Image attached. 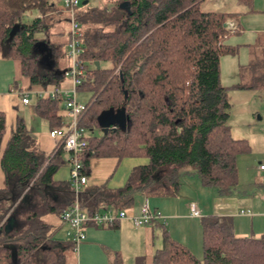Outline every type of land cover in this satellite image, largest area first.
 <instances>
[{"label": "trees", "instance_id": "16d2710c", "mask_svg": "<svg viewBox=\"0 0 264 264\" xmlns=\"http://www.w3.org/2000/svg\"><path fill=\"white\" fill-rule=\"evenodd\" d=\"M89 2L81 0L77 13L82 43L78 57L84 68L77 89L91 92L81 118L88 135L79 153L80 172L90 174L92 156L148 160L133 166L117 188L82 186L80 206L89 212L126 208L137 191L174 194L188 167L203 185L223 195L231 193L237 182L236 155L250 146L247 139L230 133L228 89L264 87V75L248 84L221 83L220 58L238 48L225 41L232 32L224 25L231 13L203 11L202 0H107L102 6ZM57 5L58 0H0V53L17 61L28 87L58 81V76L43 71L42 58L51 60L47 69L57 66V58L65 55L62 47L69 30L67 42L36 36L42 31L51 34L48 13L57 12ZM31 11L39 15L27 18ZM60 101L47 96L33 103L50 129L62 124ZM122 105L120 125L111 123L115 128L101 134L90 132L100 127L103 110ZM5 131V113L0 110V264H62L75 244L56 237L54 224L43 215L53 213L60 219L75 197L70 180L53 179L65 163L66 151L57 140L53 153L44 154L19 115L3 142ZM54 187L65 191L66 203L52 202ZM200 222L201 258L164 228L151 263L264 264V234L236 236L227 216L204 215Z\"/></svg>", "mask_w": 264, "mask_h": 264}, {"label": "crops", "instance_id": "0c3cea01", "mask_svg": "<svg viewBox=\"0 0 264 264\" xmlns=\"http://www.w3.org/2000/svg\"><path fill=\"white\" fill-rule=\"evenodd\" d=\"M107 0H101L100 6L104 5ZM205 0H202V2ZM214 2V7L210 10L215 11H223L231 13L228 17L233 20L236 25L237 29L232 31L227 37L232 34H240V37L245 34V29L240 24V14H243V10L247 7L243 6L244 3L234 2L233 7L231 9L223 10L221 8V2L218 0H211ZM201 2V3H202ZM200 3V5H201ZM57 14L63 13L65 15V20L68 21L67 12L62 7L61 0H58L57 5ZM203 10V9H202ZM209 11V10H203ZM55 13V12H54ZM39 15L36 11L28 12L26 17L30 18L33 16ZM59 21V20H58ZM58 21L52 23L50 28L53 27L58 23ZM247 29H249V26ZM55 29V28H54ZM263 29V30H262ZM252 30V29H250ZM255 30L256 35L251 39V41L242 43L239 42L235 46L241 45V49L237 48V52L235 54H229L234 56L236 54H241L242 51L245 50L247 55L246 61L242 62V64H237L238 68L234 67V75L238 79L237 82L233 84H229L226 86H232L234 84H248L251 80H254L257 76H261L262 74L257 75V67L255 65L260 64L258 62V55L262 54L264 58V28L256 27ZM262 32V35L259 33ZM45 32H38L36 36L42 40L45 39ZM51 41L56 42V37L54 35H48ZM251 36V35H250ZM67 42V37L66 40ZM66 45V44H65ZM255 46V47H254ZM51 48V47H50ZM51 51V49H49ZM9 59V57L4 56L0 53V60L2 59ZM11 59V58H10ZM3 61V60H2ZM256 63L255 65H253ZM220 68H221V58H220ZM67 68H60L58 67V59H57V66L52 65V69H49V75H56L58 76L57 82H50L47 81L43 84H36L32 87H28L29 82L26 77L25 88H21L18 83L12 82L10 85L8 92L5 94H0V110L5 113V124H6V131L3 142H5L9 131L14 127L16 117L23 116L24 112H21L19 108L22 106H28L30 102L23 103L21 100V95L19 91L23 89H51L55 87H63V88H70L72 85L71 78L68 75H65V70ZM237 70V71H236ZM241 71V73H239ZM221 72V69H220ZM240 76L244 77L246 80L243 81ZM66 77L69 79L64 84ZM221 80V79H220ZM14 81V80H13ZM222 83V82H221ZM53 85L49 86V85ZM223 84V83H222ZM225 85V84H223ZM263 88V87H260ZM236 89H249V88H236ZM254 91V90H253ZM77 93V90H76ZM62 105L60 104V112L62 110L63 116H67L66 111L64 110ZM21 108V109H22ZM34 111V106H33ZM31 112V111H30ZM33 115H36L39 119L44 120L46 123L48 130L49 125L47 121L40 117L35 111L32 112ZM31 116V115H30ZM31 118H35L31 116ZM64 120V118H63ZM43 124V123H42ZM27 126V124H26ZM28 127V126H27ZM31 131V134L35 138L36 144L38 148L44 152L46 155H50L53 153L57 139L50 136L48 130L47 131H40L35 132L33 127H28ZM238 138V137H235ZM248 141V140H247ZM249 143V142H248ZM250 146V144H249ZM250 149V147H249ZM249 151V150H248ZM247 152V151H246ZM242 154V153H239ZM236 155V167H237V156ZM145 157H136V156H124V157H117L113 155L109 156H92L89 161L90 166V174L87 176V181L84 184L86 185H105L108 188H117L122 186L129 174L131 168L138 164H144L147 162L142 161L141 159ZM260 162V161H259ZM60 167V166H59ZM58 167V169H59ZM58 169L53 175V179L56 181H67L65 174H61L58 176ZM259 172V178L256 184L259 187H264V181L262 179V171L256 168ZM192 175L193 179H189ZM185 176V179L183 178ZM195 175L192 174V171H186L180 175L179 181L180 185L178 190L174 194H158L153 195L154 199L152 201H148V196L143 191H137L134 194V204L127 210L129 215H134L139 212V204L141 200L147 201L151 208L157 209L161 212L162 215L166 217V223L162 222V219L159 218L158 220H154L150 223L143 224L140 226H135L129 218H123L118 220L112 226H98L94 224H85L83 229L85 231V239L82 240L77 247V251H80V259L81 264L88 262V264H111V261L116 259V261L121 262L122 264H152L151 258L154 251L162 245V234L163 229L168 227V233L174 239L180 241L181 243L185 244L187 247L190 244H196L198 246L201 245L202 249V242H201V217L204 215H217L219 217H230L232 221L233 231L236 236H254L259 237L264 234V200L262 199L255 201L254 199L245 198V196L241 197L239 195H235V192L232 189V192L223 195L220 194L217 189L213 191L211 189H207L209 187L203 185L197 175V178L194 177ZM2 178V172L0 170V181ZM183 178V180H182ZM191 180V181H190ZM238 181V176H237ZM191 182V184L189 183ZM187 184V185H186ZM237 184V182H236ZM235 184V185H236ZM205 194L208 198V204H210L209 210L206 208V205L202 202L200 198H196L195 195H202ZM143 196V197H142ZM243 198V199H242ZM54 199V200H53ZM52 199L53 203H66L67 197L65 191H63L60 187H54V197ZM195 201L198 209L200 210V215L195 216L192 215L190 212L189 202ZM246 207L250 210L249 213H239L238 209ZM203 214V215H202ZM43 219L46 221H51L54 224V232L56 233L61 229H66L67 224L62 222L59 217L53 213H46L43 215ZM64 226V227H63ZM160 229V233L155 232L156 230ZM172 230L179 231L183 234L182 236H177L173 234ZM154 237H156V242L153 241ZM189 241V242H188ZM151 248L149 249L148 259L142 261L140 255L142 252L146 250V245L150 244ZM145 247V248H144ZM147 251V250H146ZM128 254H131L133 258L129 257ZM147 258V257H146ZM141 261V262H140ZM79 264V262H77Z\"/></svg>", "mask_w": 264, "mask_h": 264}, {"label": "rangeland", "instance_id": "374dc122", "mask_svg": "<svg viewBox=\"0 0 264 264\" xmlns=\"http://www.w3.org/2000/svg\"><path fill=\"white\" fill-rule=\"evenodd\" d=\"M218 1L221 2L220 6L223 10L225 9L229 10L233 7L234 2L236 1L239 2L238 0L236 1L235 0H218ZM214 2L215 1L205 0L201 3L200 7L203 10H210L212 8H216L214 7L215 6ZM89 4L91 6H96V5L101 4V0H90ZM242 5L247 7L246 9L242 11L243 14H240V20H241L240 24L241 26L244 27L245 34L241 37H240V34L230 35L226 42L231 45H236L239 42L245 43V42L251 41V39L256 35V32H257L255 28L256 27L264 28V0H250L246 4H242ZM227 19H230V18L227 17L226 20ZM56 21H58V23H56L53 29L52 28L50 29V33H51L50 35L57 36L54 34L57 29L58 31H60V34L56 37V39L60 42L65 41L66 37L68 36L69 22L65 20V15L63 13L57 14L56 12L55 13L49 12L47 22L52 24ZM246 26H249V29H247L248 27ZM259 35H262V32H260ZM44 37L46 38L48 37V35H45ZM239 48L241 49V45L238 46V49ZM62 50L63 52H65V55H61L59 58H57L58 67L68 68L71 64V59L67 55V43L66 45L65 44L63 45ZM258 57H259L258 62L261 61L260 64L255 65L256 63H254L253 65L257 67V70H256L257 75L262 74V73L264 75V58L262 54L258 55ZM246 58H247V55L245 53V50L242 51L241 54L238 53L234 56H231L229 54H224L221 56L220 79L223 84L229 85V84H233L237 82L238 79L234 75V67L238 68L237 64L238 65L242 64V62L246 61ZM2 60H0V94H5L6 92H8L10 85H13L11 84L13 80H16L21 88H25L27 86L25 85L26 79L19 73L17 61L10 59V58L9 59L3 58ZM50 61L51 60L49 58H45V59L42 58L41 66L44 67L43 68L44 72H48L49 68H51L50 66L47 69ZM239 73H241V71H239ZM240 78L243 81L246 80L242 76H240ZM68 80L69 79L66 77L64 84ZM49 86L53 87V85L51 84ZM23 90H32V89L27 88ZM29 97H30V104L28 106H24V108H22L23 105H21V107L19 108L21 112H24V115L23 116L21 115V117L24 119L28 127H31V126L33 127L36 133L40 131H44V130L47 131L48 127L46 123L44 122V120L39 119L36 115H33L32 113L34 112L33 103L36 99L33 92H30ZM90 97H91V92L89 90H85L82 88L77 89V93H76L77 100L86 103ZM228 97L231 103V107L229 111V118L227 120V123L230 127V133L233 137L247 139L250 144L249 151L243 152L242 154H239L237 156L238 181H237V184L233 187V191L235 192V195H239L241 197L245 196V198H250V199L252 198L255 201L257 200L261 201L262 195L264 194V187H259L258 184H256L259 178V174H258L259 171L256 168L259 169V161L260 162L264 161V87L263 88L254 87V88H249V89H236L234 87H231L230 89H228ZM30 115L35 118H31ZM63 118L68 119V116H65V117L63 116ZM102 130L103 129L100 127L99 128L95 127L91 129L90 132L92 134H101L103 132ZM63 157L65 159V163L60 165L58 169V176H60L63 173L65 174V176H67L66 178L70 180L71 178L70 166L71 165L69 162H67L68 153L67 152L64 153ZM141 160L146 161V158H142ZM188 168H189L188 170L192 171V174L195 175L194 177L197 178L196 171L192 167H188ZM188 177H190L189 179H193L192 175ZM183 178L185 179V176ZM189 183L191 184V182ZM207 189L216 191V189L211 186ZM147 196H148L147 199L149 202L152 201V199H154V196L151 194ZM195 197L200 198L202 202L206 205V208L209 210L208 206L210 204H208V198L205 194L195 195ZM143 198L145 199V197ZM144 199L141 200V203L139 204V206L142 205V203L144 202ZM190 202H195V201H190ZM133 204L131 206H133ZM131 206L126 207L125 209L128 210L130 209ZM241 209H247V208L243 207ZM67 230H68V227H66V229L65 227L62 230L60 229L56 233L57 234L56 237L63 238V239H69L67 235ZM166 230H168V227H166ZM155 232L160 233V229L156 230ZM172 232L173 234L180 236V237L182 236L181 234H183L179 231H174V230H172ZM153 241L156 242V237H154ZM188 246H189L188 248L198 258L202 257L201 245L198 246L194 244L193 246V244H190ZM150 248H151V242L150 244L146 245L147 251L145 250L144 252H142V254L140 255L141 257H139L141 258L142 261L146 262V260L148 259V255L146 254H148ZM128 256L133 258L131 254H128ZM77 262H79V264H81L82 262L80 259V251L72 249L67 252L66 259L64 260L62 264H77Z\"/></svg>", "mask_w": 264, "mask_h": 264}, {"label": "built area", "instance_id": "2783aa9c", "mask_svg": "<svg viewBox=\"0 0 264 264\" xmlns=\"http://www.w3.org/2000/svg\"><path fill=\"white\" fill-rule=\"evenodd\" d=\"M62 7L67 12L69 22V40L67 43V55L71 59L70 66L65 70V75L71 78L70 88L55 87L51 89L21 90V100L23 103H29L30 92H33L35 98L39 97H59L60 104L66 111L68 119L62 121L61 126L49 130V135L59 141L58 146L68 153L67 162L71 168V184L75 193L72 202L60 213V219L67 224V235L74 244V250H77L78 244L85 239V224H94L98 226L114 225L118 220L129 218L135 226L150 223L154 220L162 219L166 223V217L157 209L151 208L147 201L140 206L139 212L129 215L125 208L105 207L96 211L89 212L80 206L79 192L87 181V176L80 172L81 162L79 153L86 146L88 129L81 123V118L86 110V103L76 99L77 85L81 83V75L84 73L82 62L78 54L82 51L80 40V23L77 19V13L81 5V0H61ZM225 27L234 31L237 25L231 19L224 22ZM259 169L262 171L264 181V161L259 162ZM264 200V194L262 195ZM192 215L199 216L200 210L195 202L189 203ZM249 209H240L239 213H249Z\"/></svg>", "mask_w": 264, "mask_h": 264}, {"label": "water", "instance_id": "95a60500", "mask_svg": "<svg viewBox=\"0 0 264 264\" xmlns=\"http://www.w3.org/2000/svg\"><path fill=\"white\" fill-rule=\"evenodd\" d=\"M87 0H82V4H85ZM126 7L129 8V4L125 2ZM94 63L96 67H99V61L94 60ZM124 109L125 107L122 105L120 108L117 110H113L112 108L103 110L99 115H98V121L100 124V128H102L103 132L107 131L108 128L112 127L115 128V125L111 126V123L113 124H121V121L124 119Z\"/></svg>", "mask_w": 264, "mask_h": 264}]
</instances>
